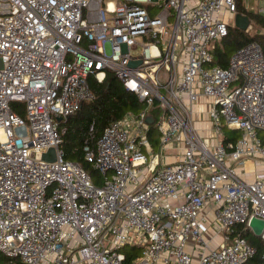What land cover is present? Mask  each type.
<instances>
[{
    "label": "built area",
    "instance_id": "built-area-1",
    "mask_svg": "<svg viewBox=\"0 0 264 264\" xmlns=\"http://www.w3.org/2000/svg\"><path fill=\"white\" fill-rule=\"evenodd\" d=\"M103 1L0 0V254L21 264H247L258 253L248 232L264 264V226H250L264 223V171L243 170L264 166V55L250 42L221 68L212 53L237 0ZM245 1L264 15V0L254 10ZM108 72L144 107L111 122L95 152L84 147L98 186L64 158L56 119L91 100L89 79ZM201 99L209 140L195 118ZM224 127L240 136L223 142ZM49 149L53 160L42 159ZM125 245L140 257L126 261Z\"/></svg>",
    "mask_w": 264,
    "mask_h": 264
},
{
    "label": "trees",
    "instance_id": "trees-1",
    "mask_svg": "<svg viewBox=\"0 0 264 264\" xmlns=\"http://www.w3.org/2000/svg\"><path fill=\"white\" fill-rule=\"evenodd\" d=\"M237 2L236 12L246 16L250 25L254 24L259 29L264 30V15L245 9L242 5L243 0H237ZM250 42H256L264 55V33L257 32L254 36H250L248 29L240 30L233 25H229L227 34L215 42L212 50L214 64L226 68L230 56ZM89 85L93 98L85 101L80 109L60 122V126L65 128L61 147L64 158L78 163L90 176L93 183L99 186L103 183L104 177L94 167L93 163L85 159L84 147L88 146L90 150L95 152L97 140L101 137L104 129L111 122L121 119L127 113H139L143 109L144 103L135 94L126 91L111 72L106 74L103 83L89 79ZM90 127H92L91 130ZM149 128L151 143L156 146L158 143L157 133L154 131L153 126L150 125ZM222 133V141L225 143L240 136L239 131L228 130L226 127L223 128ZM262 136L263 133H260V137ZM244 235L249 243L258 247V253L247 264H260L263 262L260 241L248 232ZM119 251L125 254L126 261L138 259L141 255V248L132 245H125ZM0 264H21V262L18 259H9L0 254Z\"/></svg>",
    "mask_w": 264,
    "mask_h": 264
},
{
    "label": "rangeland",
    "instance_id": "rangeland-1",
    "mask_svg": "<svg viewBox=\"0 0 264 264\" xmlns=\"http://www.w3.org/2000/svg\"><path fill=\"white\" fill-rule=\"evenodd\" d=\"M106 1L107 0L103 1V5L105 4ZM242 5H244L243 2H242ZM245 5L247 8L254 10L253 8H254L255 4H254L253 0H246ZM220 18H221V20L226 21L228 25H234V16H229L227 14L222 13L220 15ZM248 32H249L250 36H254L257 32L264 33V30L259 29L254 24H251L250 27L248 28ZM202 104L204 107L202 106L201 110L203 111V109H204L205 112H202L200 114V116H197L198 118H196V117L195 118H196V121H199L200 124L202 125L201 129L203 130V133L205 134L206 140H209L208 138H209V134L211 133L210 132L211 123H210L209 119L207 118L206 102H204ZM175 158L176 157L174 155H172V156H169L168 159L167 158H164V159L165 160L167 159V162H170V161H173Z\"/></svg>",
    "mask_w": 264,
    "mask_h": 264
},
{
    "label": "water",
    "instance_id": "water-1",
    "mask_svg": "<svg viewBox=\"0 0 264 264\" xmlns=\"http://www.w3.org/2000/svg\"><path fill=\"white\" fill-rule=\"evenodd\" d=\"M236 28L240 29V30H247L250 26V22L248 20V18L244 15H241L239 13L234 14V25ZM140 63V61L134 62L131 61L129 63L130 67H135ZM57 121H61L62 118L58 117L56 119ZM147 122L149 124H152L153 119L152 117H148L147 118ZM54 154V150L53 149H49L47 153L43 154L42 159L44 160H53V157L50 158V155L53 156ZM250 226L252 227L254 233L256 235H259L261 233V230L263 229L264 223L263 221L256 219V218H252L250 221Z\"/></svg>",
    "mask_w": 264,
    "mask_h": 264
},
{
    "label": "crops",
    "instance_id": "crops-1",
    "mask_svg": "<svg viewBox=\"0 0 264 264\" xmlns=\"http://www.w3.org/2000/svg\"><path fill=\"white\" fill-rule=\"evenodd\" d=\"M204 102H207V99H201L200 100V102L195 106V111H196V113L198 112H201L202 110H201V108H202V106H203V104L202 103H204ZM204 107V106H203ZM202 112H205V110L203 109V111ZM196 115V114H195ZM195 115H194V117H195ZM198 116V115H197ZM196 116V118H198ZM197 127H198V129L200 130V134L203 136V137H205V134L203 133V130L201 129V127H202V125L200 124V122L198 121V123H197ZM264 136V135H263ZM262 136V137H263ZM169 156H172V155H169ZM174 156H176V155H174ZM168 159V158H167ZM176 159V158H175ZM174 159V160H175ZM243 170H244V173H246V177H247V179H251V177H253L254 175H255V173H257V172H262V171H264V166L263 165H259L258 163H256V162H254V161H252V160H247L246 162H245V164H244V167H243Z\"/></svg>",
    "mask_w": 264,
    "mask_h": 264
}]
</instances>
